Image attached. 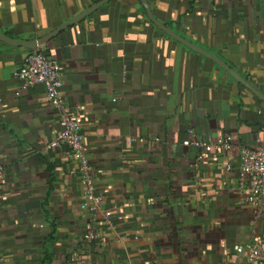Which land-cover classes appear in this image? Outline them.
Segmentation results:
<instances>
[{"label": "crops", "instance_id": "0c3cea01", "mask_svg": "<svg viewBox=\"0 0 264 264\" xmlns=\"http://www.w3.org/2000/svg\"><path fill=\"white\" fill-rule=\"evenodd\" d=\"M97 1L0 0V32L37 38ZM147 2L264 90V0ZM37 51L59 63L77 111L101 238L83 239L79 176L64 148L47 147L57 121L44 86L13 75L28 50L0 43V264H264L233 250L264 247V212L254 219L239 187L240 148H264L258 98L139 0H108ZM224 133L232 149L215 150Z\"/></svg>", "mask_w": 264, "mask_h": 264}, {"label": "built area", "instance_id": "2783aa9c", "mask_svg": "<svg viewBox=\"0 0 264 264\" xmlns=\"http://www.w3.org/2000/svg\"><path fill=\"white\" fill-rule=\"evenodd\" d=\"M13 75L22 86L34 83L44 86L46 99L54 110L57 121L53 139L47 147L64 148L66 155L72 160L82 187L79 207L90 216L83 239L87 242L100 240L96 213L101 208L102 199L95 192L94 171L83 144L77 111L66 102L61 91L62 79L59 63L39 51L29 52L22 64L14 70ZM189 132L192 135V131L189 130ZM134 140L130 138L127 143ZM184 143L194 146L202 145L196 139L186 140ZM232 146V135L224 133L211 147L215 150L229 151ZM239 166V187L242 189L243 203L252 210L253 218L257 219L264 212V148H240ZM2 181L3 173L0 168V184ZM103 224L112 227L109 215H104ZM233 250L238 255L264 261V247L258 241L236 243L233 245Z\"/></svg>", "mask_w": 264, "mask_h": 264}, {"label": "water", "instance_id": "95a60500", "mask_svg": "<svg viewBox=\"0 0 264 264\" xmlns=\"http://www.w3.org/2000/svg\"><path fill=\"white\" fill-rule=\"evenodd\" d=\"M108 0H98L97 2L91 4L78 14L72 16L71 18L67 19L60 25H58L53 30L45 33L44 35L32 38V39H18L13 38L8 35H6L4 32H0V43H6L11 46L15 47H23L28 50V52H35L37 51L40 46L45 44L47 41H49L51 38L57 36L61 31L65 30L67 27L72 26L76 22L80 21L81 19L87 17L89 14H91L93 11L98 9L100 6L105 4ZM144 10L148 16V18L156 25L159 29L164 31L166 34L174 38L175 40L179 41L180 43L184 44L188 48L192 49L193 51L200 53L201 55L211 59L214 63H216L219 67H221L223 70H225L237 83H240L245 89H247L252 95H254L256 98L260 100L261 103L264 104V90L258 87L257 85H254L251 81L241 76L237 71H235L233 68H231L226 62L221 60L219 57H217L215 54L208 52L196 44L188 41L187 39L177 35L175 32H173L171 29L166 27L163 23H161L159 20H157L150 8L149 3L147 0H139Z\"/></svg>", "mask_w": 264, "mask_h": 264}]
</instances>
